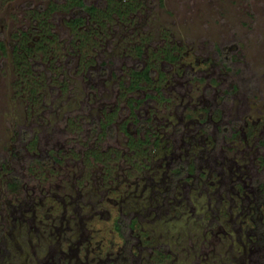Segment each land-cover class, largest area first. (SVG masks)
<instances>
[{
  "label": "rangeland",
  "instance_id": "374dc122",
  "mask_svg": "<svg viewBox=\"0 0 264 264\" xmlns=\"http://www.w3.org/2000/svg\"><path fill=\"white\" fill-rule=\"evenodd\" d=\"M67 2L0 0V264H264V0Z\"/></svg>",
  "mask_w": 264,
  "mask_h": 264
},
{
  "label": "trees",
  "instance_id": "16d2710c",
  "mask_svg": "<svg viewBox=\"0 0 264 264\" xmlns=\"http://www.w3.org/2000/svg\"><path fill=\"white\" fill-rule=\"evenodd\" d=\"M67 1L68 2L65 4H67L69 6H78L81 10L88 13V15L91 17L90 19L93 20V22H96L97 24H100V22H102V20L104 18L109 17L110 14L113 12H115L118 15H123V13L125 12V9H123V7H121V5H123V4L130 5V3L128 2L130 0H123L126 2H122V0H118V1L117 0H106L107 2H106V6L104 8L98 7V6L91 4V3H86L84 0H67ZM52 2H54V1H52ZM52 2L50 4V6L47 7L46 9L41 10V11L40 10L34 11V13L37 16H42V20L39 22V24L43 25L45 23L47 17L49 16V14L57 7L56 6L57 4H54ZM82 19L83 18L81 17L80 14H75L67 20V23L69 25H71V28H73L75 25H77V24L79 25V23L82 21ZM42 21H43V24H42ZM19 33L23 37V38L22 37L20 38V43L21 44L24 43L23 45H25V46L23 49L26 51L29 48L28 47L29 45H27L25 43L26 41L24 42V39H25V36H27V33H26V31H22V30L19 31ZM88 34H90V32H88L86 35H88ZM16 35H17V33H16ZM0 50L1 51L5 50V46L1 40H0ZM24 50H22V52H24ZM164 55H165V57H167L169 59H173L177 55V53L175 51L170 52V50H167ZM15 58L21 59L20 54L17 55L15 53ZM17 62H19V61H17ZM25 71H26V69H25ZM25 71H23V72L25 73ZM152 73H153V70L149 64H144L141 66L132 67L128 88H130L132 91H135L136 89L142 88L147 82H150L152 80V78H151ZM153 89H157V88H153ZM147 95H148V93H147ZM137 101H138L137 96L130 98L129 99V105L134 107V104ZM129 141H130L132 147H135V145L141 146L142 143H143V145H145L144 143H147L150 141H157V136H154V138H152L151 140H150L149 136L146 138H142V139L137 138V137L136 138L133 137V138L129 139ZM94 155H96V154H94ZM17 182H18L17 175L11 174L10 179L7 182V186L10 188L15 187ZM113 219H114L113 224H114V228H115L117 235L120 238L124 237V231H123L124 228H123V223L120 219V215L114 216ZM128 224H129L128 226L134 225V220H131L130 223H128Z\"/></svg>",
  "mask_w": 264,
  "mask_h": 264
},
{
  "label": "flooded vegetation",
  "instance_id": "af4514ba",
  "mask_svg": "<svg viewBox=\"0 0 264 264\" xmlns=\"http://www.w3.org/2000/svg\"><path fill=\"white\" fill-rule=\"evenodd\" d=\"M180 168H183V165H180ZM118 215H119V214H118ZM129 221H131V219H130Z\"/></svg>",
  "mask_w": 264,
  "mask_h": 264
}]
</instances>
